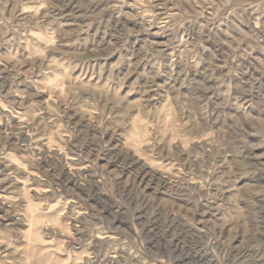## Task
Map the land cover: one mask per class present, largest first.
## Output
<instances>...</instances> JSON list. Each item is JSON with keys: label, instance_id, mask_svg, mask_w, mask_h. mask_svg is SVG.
<instances>
[{"label": "rangeland", "instance_id": "rangeland-1", "mask_svg": "<svg viewBox=\"0 0 264 264\" xmlns=\"http://www.w3.org/2000/svg\"><path fill=\"white\" fill-rule=\"evenodd\" d=\"M0 264H264V0H0Z\"/></svg>", "mask_w": 264, "mask_h": 264}]
</instances>
